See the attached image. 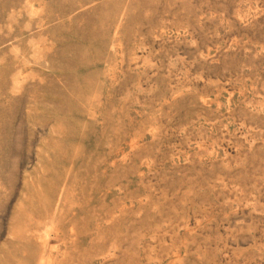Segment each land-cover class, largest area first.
<instances>
[{"label": "rangeland", "instance_id": "rangeland-1", "mask_svg": "<svg viewBox=\"0 0 264 264\" xmlns=\"http://www.w3.org/2000/svg\"><path fill=\"white\" fill-rule=\"evenodd\" d=\"M0 264H264V0H0Z\"/></svg>", "mask_w": 264, "mask_h": 264}]
</instances>
